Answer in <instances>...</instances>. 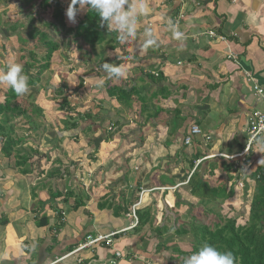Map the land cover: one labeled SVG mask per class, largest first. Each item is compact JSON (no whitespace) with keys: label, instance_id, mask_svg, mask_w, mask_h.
Masks as SVG:
<instances>
[{"label":"crops","instance_id":"obj_1","mask_svg":"<svg viewBox=\"0 0 264 264\" xmlns=\"http://www.w3.org/2000/svg\"><path fill=\"white\" fill-rule=\"evenodd\" d=\"M147 2L150 11L138 21L137 38L127 42L124 49L125 62L133 59L129 51L132 46L136 45L141 54L137 56L140 63L138 72L134 71L133 79L127 76L124 88L145 87L142 97L150 99V107L155 108V111L147 112L143 118L124 109V118L132 114L143 122L134 120L135 128L130 129L128 135L124 133V139L134 133V145L124 152L123 176L111 184V187L116 186L115 189L120 186L119 189L124 190V193L119 190L120 193L117 196L113 193L109 200H117L118 204L127 199L135 204L139 199V192L146 189L149 192L143 195L140 207L146 204L154 207L164 200L166 204L172 201L169 206L175 209V193L179 197L183 191L189 194L186 184L191 175L198 167L199 172H202L204 166L208 167L205 170L203 168L202 176L207 173L213 164V158L228 157L227 159L240 164L246 163L248 158L249 163L257 161L255 168L264 162V147H258L246 158H234L244 149L251 113L256 108L264 109V102L258 103L253 90L256 85L264 90V0ZM169 19L184 34L182 41L173 39L167 26ZM146 28L153 31L158 47H150L142 52V33ZM128 45L131 46L128 48ZM130 67L128 65L125 68L132 70ZM149 75L154 80H149ZM136 107L140 109V102L135 104L134 108ZM150 113L151 118L146 120ZM142 125L140 131L139 127ZM125 126L127 122L124 119ZM192 126H198L202 133L193 139L192 145L186 146L185 139ZM137 128L138 130H134ZM143 152L148 155L145 158L152 160L151 164L146 165V169L161 162L162 165L165 162L172 165L168 170L163 167L161 175L165 174L175 182H172L174 185L170 182L165 185L160 176H156L155 181H149L143 175L145 169L140 170L139 161H135L139 173L133 187L125 181V177L134 173L128 167L131 157L138 155V158H142ZM195 156H206L207 160L202 163L203 166L200 164L196 167L195 164L192 169L191 162ZM12 158H4L0 148V264H169L165 256L172 246L162 254L157 253L158 240L161 241L162 238L157 236L159 227L156 228L154 224L155 221L157 224L158 216L153 213V224L147 225L140 232L137 233L134 228L123 231L114 237L112 245H96L63 259L84 243L87 236L120 232L129 228L131 219L128 215L115 217L113 211L107 209L99 210L98 203L102 204L108 198L104 196L105 199H95L90 195L92 187L86 189V197L90 199L83 201L82 208L72 209L73 212L68 216L66 205L72 202L74 207L78 199L76 197L80 195V192L75 191H79L77 186L70 188L76 194L72 198L66 199L62 195L56 200L49 197L48 190H56L58 182H53L54 186L50 188L48 183H44L38 189L34 187L32 178L29 179L30 184L22 181V177L15 172L16 160ZM36 165L39 164H30L32 172L37 169ZM71 174L72 177L77 176V180L81 177L77 171L72 170ZM82 175L87 174L84 172ZM207 177L209 176L206 174L205 180ZM137 180L141 181L140 187ZM83 184L85 187L89 186L85 181ZM134 186L137 188L135 192ZM66 192L67 190L64 194ZM104 192L107 194L108 191ZM183 198L181 196V202L199 205V200L190 194ZM53 205L56 209L52 208ZM167 212L161 214L166 218ZM43 218H46L47 224L40 226ZM165 237L167 238V234L163 236ZM145 239L148 241L146 248ZM117 253L120 257H117Z\"/></svg>","mask_w":264,"mask_h":264},{"label":"rangeland","instance_id":"obj_2","mask_svg":"<svg viewBox=\"0 0 264 264\" xmlns=\"http://www.w3.org/2000/svg\"><path fill=\"white\" fill-rule=\"evenodd\" d=\"M42 1L44 0H33L31 2L30 0H0V74L6 72L8 65L13 63H21L23 65L25 74L28 76V79H39L35 85L29 86L30 91L26 95L21 96L20 104H22L23 98L25 102V108L29 109V112L28 115L25 117L12 120V122L10 123L12 125V133L9 136L14 140L24 138L22 143L18 145V149L23 150L27 155H29V164L38 163L39 165H36L37 169L29 174L31 175V177L28 175L23 176L22 173L19 172L21 169L19 167H16L15 172H17V174L22 177V181L26 183L28 182L30 184L29 179L32 178V183L34 184V187L38 189H40L44 183H48V186L50 188L54 186V183L58 182L56 184V186H58L56 190H54V188H51V191L48 190L49 197H54V195L57 194V189L58 192L63 194L64 191H68L70 188L74 189V187L77 186L79 191L75 189L76 193L80 192L83 197H86L88 194V190L86 189H88V187H92L95 191H97L96 193H94L93 189L90 191L92 192V194L90 195L93 196L95 199L98 197L104 198V196L105 198L109 199L111 195L113 196V193H115L114 196H117L120 191L124 193V190L119 189L120 186H117L116 189L115 185H112L111 187V184H113V182L117 180V178H119L121 175L123 176L125 159L124 152L127 151V149H131L134 145H132L135 137L134 133L131 134L132 137L129 136L127 139H124V133L128 135L131 132L129 130L135 128L136 123L134 122V120H138L141 123L143 121L142 119H136L132 114L125 116L124 118L125 113L123 111V116L120 117H122L123 121L125 119V121L127 122V126L124 127L123 123L119 131L116 132V134L113 136L112 140L109 143L102 142L98 151H94V147L90 145V142L94 141L97 136H99V132H101L102 129H104V131H112L114 130L113 127L109 125L108 122H104L101 120L100 122H98V124H100L101 126L99 127V125L96 123V126L94 125V128L96 127L95 130L94 128H92V131H89L88 133L87 131H82L87 130L88 128V124L86 125V122L82 124L81 130H64V124L70 121V116H65V114L63 116L60 114L59 103L61 102H58V100H61L62 97L60 98L57 96L56 89H58L63 84L68 87L67 91L65 92L66 98H68L69 102L76 105L73 106L75 107L73 111L76 112L78 110L76 113L84 115L88 111L87 108L90 107L95 109L97 105L101 104L104 109L109 111L106 118H116L117 116L115 112L121 111L122 108L119 104L109 99L108 94L106 93L107 86L105 85L103 80V78H107L105 77V75L107 76V74L99 70L98 63L101 61L102 58H108L111 63L123 65L125 71L127 72V76L130 79H133L135 74L134 71L138 72V68L140 65V63H138L137 61V56H141L139 48L135 45L129 49V51L131 52V58H133L130 62L124 61V50L122 48L112 50L109 47H105V54L103 55V57H101L103 50L102 46H97L95 50H92L89 46L84 44L82 40H75L74 36L69 34V30L75 27L78 22L83 19L87 11V7L78 13L76 17V22L74 24L70 23L67 20L65 14L64 20L66 28H58V30H53L47 26L50 23L56 22L53 17L54 12L56 11L55 1L51 3L50 8L48 9H43L41 7V4L43 3ZM56 1L60 2V4L65 9L66 13V9L70 0ZM27 2L30 3L27 4ZM32 21L37 29L47 33L50 36V39L54 40L55 43H57L60 47V49L53 55L51 59L50 68L45 72L41 73L40 75L38 74L39 66L44 65L43 59L46 55V50L42 48L40 43H33L31 41H27V43L21 44V39L26 38L29 33V23H31ZM14 25H18V29L16 32H5H10V27H13ZM110 31L115 32L111 29ZM11 38L14 39V43L10 41ZM67 42H69V46ZM126 43L122 45L126 47ZM130 46L131 45H128V48ZM31 51L35 52V60H32L30 57ZM21 57H23V59L26 58L23 60V63L21 61ZM32 63L35 65V68L28 69L27 65ZM147 63L150 65L149 61ZM125 64L126 66H131L130 68L132 70H127L128 68H125ZM126 77L122 78V80H127L128 77ZM79 78L83 82V89L80 90L78 93H75L74 90L79 87ZM113 80L121 79H112V81ZM9 88L10 87L5 84H0V103L4 102L6 92ZM69 90H72V92L69 93ZM32 105L33 110L31 108ZM36 109H41L42 113L38 115V113L34 112ZM95 112L99 113V110L97 111L96 109ZM76 119L78 120V117ZM30 120H33L35 124L40 125L42 130L45 126H47V131L43 133L42 136H37V134L31 128V125L29 123ZM99 120L100 119H98V121ZM50 125H52L53 127H51ZM134 130H138V128ZM53 131L59 132L56 138L58 139L56 143L59 147V151L54 150V143L48 144V142L45 140L47 135L49 136V134ZM73 135H80L81 138L78 141H74L73 139H70V137ZM51 139H53V137ZM79 151H82L83 154L81 161L80 158H75V155H77ZM15 154L16 153L13 154L12 160H16ZM137 156L131 157L132 160L128 164V167L132 171H134V173H131L130 176L125 177L127 178V182L132 184V187L135 184L136 178L139 173V170H136V167L138 165H140L141 167H139L140 170L142 168L145 169V173L143 175H146L149 178V181H155V177L160 176L163 177L161 179V182H164L165 185L168 184V182H173L170 178L168 179L165 174L161 175L163 173V171L161 170L163 167H166L167 170L171 169L172 165L169 162H165L164 165H162L161 162L158 165L151 166L150 169H146V165H148V163L151 164L152 160H148V155H146L145 153L142 158H138ZM145 156H147V158H145ZM57 159L62 160L63 164L65 165L64 168L66 166H69L70 171L73 170L75 172H78L80 165L83 166L84 164L88 163L95 164L97 161H99V164L95 166L93 170L89 173L80 169L81 172L84 171L87 175L83 176L80 174L81 177L78 180L77 176H70L68 171L69 169H64L63 167H60L64 175V177L60 179L57 177L53 178L52 176V174L54 175L55 173L53 172V169L58 168V166L55 164V161ZM220 159L233 161L228 160L224 157L212 160L213 163H216L218 165V168L220 166L219 164H221L222 162ZM135 161H139L138 165L137 162L135 163ZM247 165L245 166V169L246 173L248 174L255 170L257 161H255L254 163L251 161ZM201 166H203V164ZM205 167L208 166H204V170ZM203 168L202 172L204 171ZM63 169L66 171L64 172ZM36 171L37 173L39 171L41 174H34V172ZM158 172L160 175L158 174ZM202 172L200 173L202 174ZM246 173L242 174L245 175ZM243 175L239 177L238 181L236 182V185L234 187L235 195L232 199L228 200L222 205L213 203L211 205L206 206L205 209H213L214 212L216 211V213H220L221 216H223L224 218L236 219L239 225H245L249 218L250 203L253 195L254 184L252 181L248 180L247 177L244 178ZM206 180L209 181V183H211L212 185H217L223 183V181L226 180V175L222 173L221 169H219L213 176L207 177ZM84 181L86 182V185L89 186L85 187L83 184ZM121 182H124V180H122ZM173 183L172 185H174ZM157 184L159 185L158 182ZM247 184L249 185L248 191H246L245 189V186ZM227 187L230 189L231 184L227 183ZM111 189L115 190L112 191ZM136 189L137 188L134 186L133 191L135 192ZM99 190H101V192ZM104 191H108L107 194H105ZM110 191H112V193ZM44 195H46V193ZM181 196L182 199H184L183 197H189V194L183 191L181 193ZM55 199L57 200L58 198L56 197ZM78 201L79 200L77 199V202ZM59 202L60 201H58V203ZM61 203L62 202H60V204ZM114 203V207L118 205L117 200H115ZM171 203L172 201L166 204L164 200H162L160 204L155 205L152 208L151 213H153L154 216H158V222L156 224L155 221L154 225L156 228L166 226L170 229V234H167V238H162L161 241L169 244V246L172 247L178 244L183 250H190L191 245L194 242L193 237H177L173 234V231L171 230L174 227L175 218H179L180 220L183 219V221L186 222V225L191 221V219H195L196 221L202 224L209 225L210 223L216 220V216L211 213H205L204 208L196 204V206H194L191 211H188V209H185L183 207L174 209L173 206H169ZM72 206V202L66 205V214L68 216H70L71 212H73ZM52 208L56 209L54 205ZM166 211L168 212L165 218L161 213ZM166 255L167 256L165 257L169 260V264L181 263V260H179L180 258H178L177 254L172 249L169 250ZM173 256L177 257L178 260H172ZM186 256L184 255L182 257Z\"/></svg>","mask_w":264,"mask_h":264},{"label":"trees","instance_id":"obj_3","mask_svg":"<svg viewBox=\"0 0 264 264\" xmlns=\"http://www.w3.org/2000/svg\"><path fill=\"white\" fill-rule=\"evenodd\" d=\"M33 0H30V2ZM55 1L56 4V11L53 14V17L56 22L48 24L47 27L53 30H58V28H66L64 15H65V9L60 4V2L56 0H44L41 4V7L43 9H48L51 6V3ZM30 2H27L30 3ZM78 7V5H77ZM30 29L29 33L26 38L21 39V44L27 43V41H31L33 43H40L42 48L46 50V55L44 56V65L39 66V72L41 73L45 72L50 68L51 65V59L53 55L60 49L59 45L55 43L54 40L50 39V36L40 31L34 26L33 21L29 23ZM18 29V25H14L13 27H10V32L5 31L6 33H13L16 32ZM67 31V30H66ZM69 34L73 35L75 40H82L84 44L89 46L92 50L97 46H102V56L105 54V47H109L112 50H116L117 48L125 49L124 45L120 44L117 40V33L111 32L110 29L107 28V24L104 23L102 26V22L100 17L93 11L88 10L86 11L84 17L82 20L78 22V24L69 30ZM11 42L14 43V39H10ZM68 46H69V42ZM19 44V45H21ZM15 45V44H14ZM18 45V46H19ZM96 52V51H95ZM31 59L35 60V52H30ZM26 59V58H24ZM23 57H21V61L23 63ZM107 62L111 63L108 58L101 59V61L98 63L99 70L104 72L102 69V65ZM28 69L35 68V65L28 64ZM25 73V72H24ZM105 73V72H104ZM106 74V73H105ZM26 75V74H25ZM104 76V75H103ZM105 77H107L105 75ZM80 79V78H79ZM149 80H154L153 76H148ZM39 79L31 80L28 79L29 86L35 85ZM105 85L107 86L106 93L108 94V97L110 100L114 101L115 103L119 104L122 108L121 111H116V118H106L109 111L104 109L101 104L97 105L95 109L93 108H87V113L84 115H81L80 113H76L73 111V109L76 106L69 102L68 98H66V91L67 86L64 84L60 86L58 89H56V94L58 97H62L61 100H58L60 104L59 112L61 115L64 116H70V121L64 124V130H70V131H76L81 130L82 124L86 122V125L88 124L87 133L92 131V128H94V125L96 126V123L100 122L101 120L104 122H108L109 125L113 127L114 130L107 131L102 129L101 132H99V136L94 141L90 142V145L94 147V151H98L100 145L102 142L109 143L113 136L116 134L117 131L121 128L124 121L122 119L123 116L122 113L124 109L128 111V113H134L136 115H141L143 118L147 112L154 110L155 108L150 107V99L147 97H142V94L144 93L145 87H137L132 86L130 89L129 87L124 88V81L121 80H113L109 78H103ZM143 80V79H140ZM83 89V82L80 79L79 81V87L74 90L75 93H78L80 90ZM72 92V90H69V93ZM157 97V94H155V98ZM21 96H17L11 88L8 89L5 95V100L3 103H0V144H1V155L4 158H11L14 153L16 157V163L15 166L21 168L20 172L22 175H29L32 170L30 167V158L29 155H27L23 150L18 149V145L22 143L24 138H20L18 140H14L13 138H10V134L12 133V125L10 124L13 119H19L22 117H25L28 115L29 109L25 108V102L22 98V104H20ZM101 102V101H99ZM140 102V109L134 108L135 104H138ZM33 110V105L31 106ZM97 109L98 112H95ZM155 111V110H154ZM153 111V112H154ZM34 112L38 113L40 115L42 113L41 109H36ZM152 116V113L147 115V119H150ZM74 117H78V120ZM63 118V117H62ZM64 119V118H63ZM69 119V118H68ZM98 119H100L98 121ZM116 119V120H115ZM115 120V121H114ZM31 128L33 131L37 134V136H42L43 133H45L48 129L47 126H45L42 130L40 125H37L34 123L33 120L29 121ZM95 123V124H94ZM99 127L101 126L98 124ZM97 125V126H98ZM53 127L52 125H50ZM96 128V127H95ZM94 128V130H95ZM98 128V127H97ZM143 125L139 127L140 131L142 130ZM63 130V131H64ZM58 131V130H57ZM53 131L47 135L45 140L50 143H54L55 146L54 150L59 151V147L57 146V134L59 132ZM114 132V133H113ZM53 137V139H51ZM80 135H73L70 137V139H73L74 141H78L80 139ZM69 139V138H67ZM90 146V147H91ZM245 148V146H244ZM93 150V149H92ZM241 150H244L243 148ZM82 151H79L77 155H75V158H82ZM251 155V153L249 154ZM74 156V155H73ZM206 157V156H205ZM204 157V158H205ZM200 159H203V157H193V160L191 162L192 169L195 168V162L199 161ZM128 162V160H127ZM245 162V161H244ZM246 163H249V159H246ZM246 163L240 164V162L237 161H222L220 169L223 174L226 175V180L223 181V183L220 184H211L209 181L205 180V176L211 177L213 176L218 170V165L211 164L209 171L207 173L202 174L199 172L198 168L195 169L194 173L191 175L187 185V190L189 191V194L198 199L199 206H202L204 208L205 213H211L216 216V220L209 225L202 224L195 219H191V221L186 225V222L180 220L179 218H175V223L173 229V234L177 237H187L192 236L193 237V244L191 245L190 250H183L180 248V245H174L172 247V250L177 254L179 260H181L182 264V256H189L193 254L194 252L198 251L199 248H201L205 243H208L214 247H216L219 251H231L237 258H238V264H264V162H262L260 165H258L255 170H253L250 173H246V169L244 168V165ZM55 164L58 166V168H54L52 174L53 178H60L62 179L64 177L62 169L60 167L64 168V164L62 160L57 159L55 161ZM99 164V161H97L95 164L88 163L84 164L83 166L80 165L78 169L79 174H83L84 171H87L88 173L93 170L95 166ZM246 164V165H247ZM29 166V168H28ZM248 166V165H247ZM64 169H69V174L72 177V174L70 171V167L66 166ZM63 169V170H64ZM84 170L81 172V170ZM66 170H64L65 172ZM44 172V171H43ZM242 173H246L243 175ZM80 175V176H81ZM244 176L248 178V180L252 181L254 184V190L253 195L250 203V213L248 221L245 225H239L237 223L236 219L232 218H224L221 216L220 213L214 212L213 209H205L206 206L211 205L213 203H216L218 205H222L223 203L227 202L228 200L232 199L235 195L234 193V187L236 185V182L238 181L239 177ZM124 180V179H122ZM127 178H125V181ZM139 182V180H137ZM118 182V181H117ZM116 182V183H117ZM141 182V181H140ZM140 182L138 184V187H140ZM227 183L231 184V188L229 189L227 187ZM124 185V182H123ZM161 187H167V186H161ZM246 191L249 189V185L247 184L245 186ZM70 190V191H69ZM65 194H61L57 190V194L54 195V197H61L62 195L67 198H72L73 196H76L75 191L69 189ZM169 192V191H166ZM167 194V193H165ZM76 198H78V202L74 204V207H72L73 210H77L79 208H82L84 206V200H89V197H86V199L83 198V195H78ZM176 198V207L180 208L181 206H185L188 208V211L192 210L194 206H192L189 203L181 202L180 197L178 193H175ZM67 204L68 201H65ZM114 200L110 201L109 199H106L105 201L101 203H98L99 210H110L113 211V214L115 217H121L123 215H127L130 213V210L132 206L134 205L131 201H127V199H124L121 203H118L115 207L113 206ZM152 205L146 204L142 207H139V209L136 211V215L138 218V226L134 229H136V232H140L141 229L146 227L147 225H152ZM6 223V222H4ZM47 224L46 218H43V221L39 223L40 226H45ZM170 232V229L166 226H162L158 229V238H163L165 234H168ZM164 234V235H163ZM157 238V239H158ZM146 240V239H145ZM143 240V242L145 241ZM148 241L146 240L144 242L145 248L148 246ZM150 244V242H149ZM169 249V244L159 241L158 245L156 247L157 253L162 254L166 252V250ZM178 260L177 257H172V260Z\"/></svg>","mask_w":264,"mask_h":264},{"label":"clouds","instance_id":"obj_4","mask_svg":"<svg viewBox=\"0 0 264 264\" xmlns=\"http://www.w3.org/2000/svg\"><path fill=\"white\" fill-rule=\"evenodd\" d=\"M86 7L100 17L102 26L106 23L108 29L117 33L116 38L120 44L136 40L138 21L146 17L150 11L147 0H70L65 13L67 20L74 24L78 13ZM167 26L173 39L178 41L184 39V34L178 30L177 24L169 19ZM142 35L144 37L142 52L150 47H158V42L150 28L144 29ZM102 69L109 79H122L127 76L123 65L105 62ZM0 84L9 86L17 96H24L30 91L28 76L25 75L21 63L8 65L6 72L0 74ZM258 143L264 147V140ZM206 158L200 159L197 167L205 162ZM217 158L221 157L213 159ZM182 264H238V258L231 251L221 252L216 247L205 243L198 251L183 257Z\"/></svg>","mask_w":264,"mask_h":264},{"label":"built area","instance_id":"obj_5","mask_svg":"<svg viewBox=\"0 0 264 264\" xmlns=\"http://www.w3.org/2000/svg\"><path fill=\"white\" fill-rule=\"evenodd\" d=\"M180 18H183L182 16ZM211 37H213V34H210ZM255 97L258 101V103L264 102V90L260 88L259 86H254L253 88ZM201 130L198 126H192L189 132V136L185 139V145L190 146L192 145V141L197 136L201 135ZM264 140V109L263 108H256L253 113H251V116L248 119L247 123V139L244 150L241 152V154L235 156L234 158H242L245 156H248L250 153H252L254 150H256L258 147H262L258 141ZM200 163V161L197 162V165ZM197 167V166H196ZM149 192L148 190L144 189L140 192L139 201H136L135 204L132 206L130 213L127 214L128 218L131 219V225L129 228L124 229L120 232H112L108 235H89L86 238V241L79 245L75 250H73L71 253L67 254L64 258L71 257L75 254H78L84 250H88L96 245H102L105 244L107 246L113 244L114 237L117 236V234L121 232H125L127 230H131L138 226V218L136 215V211L141 206L142 197L143 195ZM117 257H120V254L117 253ZM59 260H62L59 259ZM58 260V261H59ZM57 261V262H58Z\"/></svg>","mask_w":264,"mask_h":264},{"label":"bare ground","instance_id":"obj_6","mask_svg":"<svg viewBox=\"0 0 264 264\" xmlns=\"http://www.w3.org/2000/svg\"><path fill=\"white\" fill-rule=\"evenodd\" d=\"M194 141V140H193ZM193 141H192V143H193ZM226 158H228V157H226Z\"/></svg>","mask_w":264,"mask_h":264}]
</instances>
